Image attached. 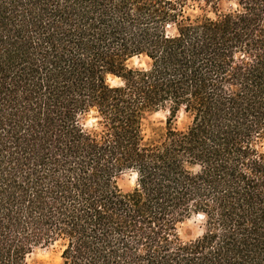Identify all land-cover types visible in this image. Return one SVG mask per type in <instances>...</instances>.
Masks as SVG:
<instances>
[{
  "label": "trees",
  "instance_id": "trees-1",
  "mask_svg": "<svg viewBox=\"0 0 264 264\" xmlns=\"http://www.w3.org/2000/svg\"><path fill=\"white\" fill-rule=\"evenodd\" d=\"M138 2L137 16L131 17L129 0H0V264L21 259L17 232L30 225L31 235L22 239L38 240L54 217L77 236L72 264H264V164L250 163L255 179L237 169L238 156L248 155L240 140L254 123L264 122V53L246 72L233 71L241 84L235 96L225 97L219 82L212 83L214 77L219 81L234 45L250 41L249 47L264 48V40H251L264 16V0H248L249 15L238 21L206 22L199 36L196 28H181L180 38L165 41L155 30L139 27L157 15L163 19V8L152 0ZM114 45L117 50L109 51ZM160 47L164 53L148 74L150 84L143 76L137 84L130 72L123 75L144 106L167 95L179 102L191 90L198 122L163 153L145 154L136 150L137 101L131 94L124 99L122 89L104 87L98 65L121 73L125 52L154 54ZM85 97L111 114L112 144L97 147L72 127L73 112ZM117 153L121 166L135 161L144 173L145 199L133 192L128 196L133 207L108 188ZM184 153L207 163L202 174L182 171L177 155ZM194 196L205 210L204 198L213 196L219 223L228 229L215 251L204 253L215 239L206 234L176 253H167V245L153 252L165 214ZM153 222L157 229H151ZM140 237L147 238L145 256L135 253Z\"/></svg>",
  "mask_w": 264,
  "mask_h": 264
},
{
  "label": "clouds",
  "instance_id": "clouds-1",
  "mask_svg": "<svg viewBox=\"0 0 264 264\" xmlns=\"http://www.w3.org/2000/svg\"><path fill=\"white\" fill-rule=\"evenodd\" d=\"M156 8H163L165 16L162 19L159 15L147 24H141L139 27L147 29L149 32L156 31L161 40H173L180 38L183 34L181 28H196L197 35L202 31V25L208 23H220L226 17L231 21H238L241 16H248V0H152ZM139 2L129 0L128 15L137 16ZM258 26L253 30L251 40H264V16L257 22ZM135 26L132 31H136ZM33 43H36L34 40ZM187 44V40L184 42ZM249 42H240L231 48L230 55L224 57L229 61L225 70L219 74V81L214 77L213 84L219 82V88L225 97L235 96L241 88V84L232 78L233 71L239 67L241 72H246L253 64L256 63L258 54L264 53V48H251ZM118 45H114L109 51L115 52ZM164 53L163 47H160L152 54L151 50H138L125 52L119 59L122 72L116 73L108 71L103 64L98 65V77L102 78L104 87L109 90L122 89L123 98L136 100V150L148 152L163 153L165 148L172 143L178 135L186 136L189 130L198 122L196 108L197 98L192 96L191 90L184 94V97L177 102L172 95H167L154 104L144 106L143 96L139 99L133 91L129 80L123 73H131L132 80L137 84L141 76L149 81L148 74L154 69L156 60ZM80 58L85 59V54L80 53ZM90 59V57L88 58ZM99 82V79L97 80ZM208 91H212L211 88ZM20 93L18 92L17 95ZM79 98V97H77ZM111 97H109V103ZM174 110V111H173ZM251 120L252 118L249 117ZM111 114L101 111L99 104L90 102L87 97L81 108L73 112L72 127L76 128L82 137L87 138L88 143H93L101 147L114 142ZM171 131L175 135L169 136ZM206 143L211 141L206 140ZM239 148L246 151L248 155L238 156L237 169L245 177L255 179L256 173L249 167L250 163L255 161L258 164H264V122L254 123L246 138L240 140ZM177 159L180 161V168L189 177H196L203 173L207 163L197 159L195 156L184 153L178 154ZM151 163V161H148ZM159 163V161H156ZM103 164V161H101ZM112 172L108 177V188L112 194L124 199L129 207H133L132 201L128 196L133 192L138 193L141 200L145 199V192L142 186L144 173L135 161L120 165L119 154L112 158ZM94 169L89 166L86 170L87 175H91ZM59 175V173H57ZM74 183L72 174H68ZM71 187V184L69 185ZM72 193L79 200V192L72 188ZM201 197L194 196L186 200L176 209H171L161 221L162 228L159 229V235L156 237V243L152 245V251L155 252L161 246L167 245V253H176L178 249L191 247L196 241L207 235H215L205 249L204 253L215 251L217 243L221 236L228 229L219 223L220 209L213 196L204 198L208 210L198 208L197 204ZM79 207V203L77 204ZM96 208L103 212V206L97 204ZM211 211V217L209 216ZM37 214L33 213L35 217ZM246 227L251 225L246 222ZM233 229L235 225L231 226ZM151 229H157L155 222L152 223ZM146 230H148L146 228ZM71 226L64 223L62 219L53 218L52 225L45 226L39 239H29L24 241L23 236H30L32 227L26 225V231L17 232L16 236L20 238L21 247L24 249L18 264H72L73 256L76 252L77 236L75 233L69 234ZM141 243L135 248L137 256H145L148 249L145 247L146 237H140ZM68 255H63L65 250ZM186 254V253H185ZM199 254V253H198ZM78 264H88L87 260L78 261ZM145 264V262H142Z\"/></svg>",
  "mask_w": 264,
  "mask_h": 264
}]
</instances>
